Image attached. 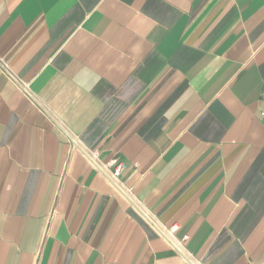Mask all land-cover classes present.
<instances>
[{
  "label": "crops",
  "instance_id": "0c3cea01",
  "mask_svg": "<svg viewBox=\"0 0 264 264\" xmlns=\"http://www.w3.org/2000/svg\"><path fill=\"white\" fill-rule=\"evenodd\" d=\"M26 86L28 93L25 91ZM264 0H0V264H264Z\"/></svg>",
  "mask_w": 264,
  "mask_h": 264
},
{
  "label": "built area",
  "instance_id": "2783aa9c",
  "mask_svg": "<svg viewBox=\"0 0 264 264\" xmlns=\"http://www.w3.org/2000/svg\"><path fill=\"white\" fill-rule=\"evenodd\" d=\"M26 87V86H24ZM25 91L28 93V88ZM29 94V93H28ZM261 116L264 118V110L261 111ZM68 138L77 150L79 149L84 157L90 162L92 167H95L101 175H103L108 182L123 196L125 197L133 207L136 208L138 213L148 224L156 230L157 233L165 240L170 248H173L184 262L188 264H204L189 250L186 246V238H179L177 231L179 225L177 223L170 226L165 225L159 218L154 215L145 204L137 199L133 189L128 187L122 180V172L126 166L125 161H121L118 158L106 163L100 158L99 152L95 149H90L83 145L75 135H68Z\"/></svg>",
  "mask_w": 264,
  "mask_h": 264
}]
</instances>
